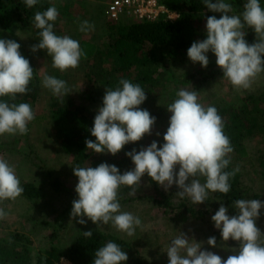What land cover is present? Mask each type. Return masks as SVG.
Returning <instances> with one entry per match:
<instances>
[{
  "label": "clouds",
  "instance_id": "clouds-1",
  "mask_svg": "<svg viewBox=\"0 0 264 264\" xmlns=\"http://www.w3.org/2000/svg\"><path fill=\"white\" fill-rule=\"evenodd\" d=\"M38 2L24 0L28 8ZM203 3L209 11L221 15L220 18L207 17L206 39L191 44L187 50L188 58L193 64L207 68V54L213 53L223 77L236 89H249L256 77L264 72V7L260 0H247L243 12L234 15L231 14L232 5L226 0H203ZM58 16L55 6L35 13L34 26L40 30V40L31 51L46 50L52 67L63 72L77 68L86 53L78 40L55 33L54 22ZM246 26L256 33V41L252 44L245 39ZM93 28L87 20L80 24L81 32ZM20 47L15 40L0 38V98L7 96L15 100L17 94L31 91L29 84L34 70L21 54ZM42 84L58 98L73 92L65 80L55 76L45 74ZM146 99V91L141 85L128 79H121L115 88H105L102 106L96 110L90 129L95 141L86 139V147L98 154L115 156L125 145L152 135L156 117L140 107ZM167 111L171 115L163 134L164 142L158 146V140H153L138 151L133 148L125 153L133 168L121 173L116 165L106 162L96 167H72L78 178L75 186L78 198L72 201L70 213L73 220L79 217L76 222L81 225L87 223L84 217L97 226L111 223L118 231L133 236L142 222L138 216L121 210L118 191L121 186H128L134 193L145 174L165 191L175 184L177 196L184 198L187 195L197 205L208 199L209 192L227 194L230 191L229 179L239 169L225 171L230 164L229 154L234 149L224 132L225 124L217 108L201 104L197 91L181 88ZM34 119L35 112L29 103L16 104L0 99V135H26L28 125ZM155 135L159 137L160 133ZM200 177L204 178L203 183ZM23 191L15 168L0 158V201L15 200ZM233 206L237 209L236 214L229 215V208L221 203L211 220L220 230L223 241L239 242L234 251L236 254L225 260L212 251L202 250L201 242L180 232L167 247L168 264H264V233L256 225L264 202L239 199ZM6 216L7 212L0 208V220ZM82 233L86 238L93 236L92 230ZM207 244L217 247L216 237H209ZM94 255L93 264H124L128 260L127 252L112 241L96 250ZM60 261L66 264L63 257Z\"/></svg>",
  "mask_w": 264,
  "mask_h": 264
},
{
  "label": "trees",
  "instance_id": "trees-1",
  "mask_svg": "<svg viewBox=\"0 0 264 264\" xmlns=\"http://www.w3.org/2000/svg\"><path fill=\"white\" fill-rule=\"evenodd\" d=\"M55 1L39 0L37 5L28 8L24 0H0V38L18 42L21 45V54L30 61L34 70V77L29 84L30 92L17 94L15 100L7 96L0 99L16 104L29 103L34 110L35 104L40 99L41 77L32 54L18 41L16 31L31 33L34 40L39 43L38 33L40 30L34 26V15L37 11L43 12L54 6ZM69 1L65 2L64 12H67L71 7ZM159 2L164 4L170 12L177 13L178 19L172 21L167 16H163L156 22H136L130 19L111 21L106 16L107 6L104 8L105 6L101 5L96 9L94 18L97 19L98 25L100 21L104 22L101 26L107 32L106 42L100 45L91 40H80L77 37L81 48L86 53V57L81 59L80 64L85 67V78L91 85V89L89 88L86 92L87 100L102 106L105 88H115L121 79H128L133 83H139L146 91L147 99L141 105L142 109H147L156 119L170 117L171 113L167 110L151 109L159 100L156 91L164 80L163 69L165 70L167 62H175L179 58L187 56V50L194 41L199 40L200 37H206L205 25L208 16L215 15L220 18L221 14L209 11L203 0H159ZM226 2L230 3L235 13L240 15L247 0H226ZM103 15L107 20H100ZM246 28L249 31L250 41L254 40L256 33L251 28L247 26ZM215 107L224 121V132L229 137L234 149L229 154L230 164L225 169V171L231 172L238 168L239 161L248 156L246 141L256 132L260 130L264 132V95L249 96L238 107L233 105H217ZM95 115L96 113L89 112L83 104L80 105L73 101V97L68 94L65 98L51 97L47 121L55 130L61 148L66 154L73 157L76 166L96 167L100 163L106 162L116 165L121 173L133 168L131 159L125 153L133 148L138 151L139 142L125 145L115 156L110 153L98 154L86 147V139L95 141V137L90 133ZM168 126L169 124L166 130ZM163 142L162 139L160 144ZM20 146H23L24 149L22 153L34 164L45 168L30 146L21 144ZM16 148L17 146L10 142L0 143V152L2 153H18ZM262 166L264 167V161ZM50 177L52 175L49 173ZM242 178L240 170L234 177H230L231 188L227 194L209 192L207 212L211 216L219 209L221 203L229 208V215H234L237 211L233 206L236 200L259 199L264 202L263 195L250 190ZM200 179L203 183L204 178L200 177ZM50 184L53 190L66 191L67 193L65 185L59 179L50 180ZM21 186L24 189L22 195L29 199L42 196L41 189L33 183H24ZM148 187L143 196L131 197L128 194L131 188L121 186L124 191H120L118 194L119 202L128 203L145 198L168 213L176 211L173 191H165L150 177L148 178ZM178 208L195 218H203L206 215L205 212L199 214L187 200H184ZM263 221L264 209H261V215L257 219L256 225L258 226ZM214 235L223 241L219 229L214 230ZM108 241L117 243L122 250L127 252L128 260L124 264H154L141 255L130 242L104 232L93 233L90 238H86L82 234L66 248L49 246L43 254H40L36 263L32 256L31 241L23 234L16 232L10 237L0 239V264H58L61 257L71 264H93L95 251ZM223 242L230 247L237 245L232 239Z\"/></svg>",
  "mask_w": 264,
  "mask_h": 264
},
{
  "label": "rangeland",
  "instance_id": "rangeland-1",
  "mask_svg": "<svg viewBox=\"0 0 264 264\" xmlns=\"http://www.w3.org/2000/svg\"><path fill=\"white\" fill-rule=\"evenodd\" d=\"M69 0H56L54 6L59 12L57 20L54 22V31L59 36L67 35L75 40H91L98 44L105 43L106 30L101 26L104 22L100 21L98 25L96 16L97 8L105 6L111 0H73L70 2V9L63 11L65 2ZM261 6L264 7V0H260ZM231 14L235 13L234 9ZM179 15L174 12L169 20H177ZM89 21L94 28L90 31L81 32L80 24L83 21ZM100 20H107L103 15ZM247 34L246 41L252 44L249 39V31L245 27ZM18 41L32 54L38 68L41 83L45 74L55 76L65 80L73 92L69 95L77 104L84 105L89 112L96 113L101 107L99 104L86 99V92L91 85L85 78V67L81 64L75 69L69 68L61 72L52 67L51 57L46 50L32 52L33 45L38 44L29 32L16 31ZM206 39L200 37L199 40ZM209 64L207 68L201 67L199 63L193 64L188 56L181 57L175 62H167L165 70L163 69V82L158 87L156 93L159 100L153 105L152 110H167V106L176 98V92L181 88L197 91L199 102L205 107L217 105L240 106L249 96L264 95V72L259 74L249 89H236L229 80L223 77V72L216 64V57L213 53L208 54ZM54 96L51 91L41 84L40 99L34 106L35 119L28 125L29 131L26 135L3 134L0 135V143H13L17 146L18 153L0 152V158H4L15 168V171L21 181L24 183H33L41 189L42 196L36 199H29L21 194L15 200L0 201V208L7 212V216L0 220V239L10 237L16 232L23 234L31 241L32 256L34 263L38 261L40 254H43L47 247L55 246L66 248L71 245L77 237L84 231L92 230L93 233L104 232L116 235L131 244L137 250L154 264H168L166 253L172 239L185 233L190 239L202 243V250H209L223 259L236 254L239 242L235 247H230L223 241L216 238L217 247L213 248L207 244L209 237L215 236L214 222L211 220L208 199L201 204L192 203L187 195L180 198L176 195L178 191L174 184L168 191H173V202L177 207L173 213H168L161 209L157 204L149 199L140 198L132 202L120 203L121 210L130 212L141 219V226L136 228L133 236H128L125 232L118 231L111 223L107 225H96L88 220L81 225L73 220L70 216L72 210V201L77 199L75 186L78 178L73 174L72 167H75L72 156L66 154L56 137L55 130L50 126L47 117L50 111L51 97ZM142 108V106H140ZM169 118L156 119L152 129V135H145L139 142V148L148 146L153 140H158V146L163 139L166 127L169 124ZM156 132L160 136L155 135ZM248 156L237 164L242 173L244 184L252 191L261 193L264 197V132H256L247 141ZM31 147L35 155L40 158L45 168L40 167L32 162L24 153L23 146ZM134 167V166H133ZM177 166V171H178ZM49 173L52 177L49 178ZM59 179L65 186L66 191L57 192L53 190L50 180ZM148 178L145 174L141 178L140 186L133 193L132 189L128 191L129 196L138 197L148 190ZM124 191V188H120ZM189 201L194 208L200 213L205 212V217L195 218L188 213L179 210V205L184 201ZM207 212V213H206ZM264 233V221L257 226ZM264 239V238H262ZM65 260V259H64ZM66 264H71L65 260ZM61 264V261L58 263Z\"/></svg>",
  "mask_w": 264,
  "mask_h": 264
},
{
  "label": "built area",
  "instance_id": "built-area-1",
  "mask_svg": "<svg viewBox=\"0 0 264 264\" xmlns=\"http://www.w3.org/2000/svg\"><path fill=\"white\" fill-rule=\"evenodd\" d=\"M173 14L159 0H111L106 9V16L111 21L156 22L163 16L170 19Z\"/></svg>",
  "mask_w": 264,
  "mask_h": 264
}]
</instances>
